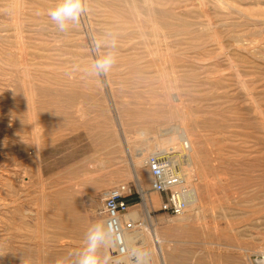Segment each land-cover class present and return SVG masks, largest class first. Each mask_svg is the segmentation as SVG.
I'll list each match as a JSON object with an SVG mask.
<instances>
[{
	"label": "rangeland",
	"instance_id": "rangeland-1",
	"mask_svg": "<svg viewBox=\"0 0 264 264\" xmlns=\"http://www.w3.org/2000/svg\"><path fill=\"white\" fill-rule=\"evenodd\" d=\"M57 3L0 0V264H75L120 185L149 264L264 254V0H86L64 33L47 16ZM107 32L116 63L88 75ZM182 129L198 206L174 216L141 161Z\"/></svg>",
	"mask_w": 264,
	"mask_h": 264
},
{
	"label": "built area",
	"instance_id": "built-area-1",
	"mask_svg": "<svg viewBox=\"0 0 264 264\" xmlns=\"http://www.w3.org/2000/svg\"><path fill=\"white\" fill-rule=\"evenodd\" d=\"M173 153L155 151L147 156L144 163L149 176V190L159 194L162 201L158 210L171 215L182 214L187 207L188 187L179 162ZM130 188L120 185L111 189L102 200L104 224L111 227L110 238L115 255L126 253L124 234L142 225V221L123 219L129 208ZM251 264H264V254L256 256Z\"/></svg>",
	"mask_w": 264,
	"mask_h": 264
},
{
	"label": "clouds",
	"instance_id": "clouds-1",
	"mask_svg": "<svg viewBox=\"0 0 264 264\" xmlns=\"http://www.w3.org/2000/svg\"><path fill=\"white\" fill-rule=\"evenodd\" d=\"M89 11L86 0H58L54 8L47 11V16L61 32H67L71 27L79 22L82 15ZM117 46L116 37L110 33H105L103 39L95 41V47L99 50L106 47L108 51L98 52L97 58L86 72L88 75H107L116 63L114 49ZM111 227H106L104 223H96L89 227L85 234L84 247L76 254L75 264H111V257L101 256L100 251L109 242ZM131 256L134 264H149L150 252L142 249H132ZM58 264H64L59 261Z\"/></svg>",
	"mask_w": 264,
	"mask_h": 264
},
{
	"label": "bare ground",
	"instance_id": "bare-ground-1",
	"mask_svg": "<svg viewBox=\"0 0 264 264\" xmlns=\"http://www.w3.org/2000/svg\"><path fill=\"white\" fill-rule=\"evenodd\" d=\"M139 135H141V137L145 138V133L139 132ZM188 139H189V136L187 135L186 131L182 129L180 131V133L178 135H176V137H174V136L173 137H170L168 139V141H167L168 142V145L171 146V148H169V150L170 149L172 150L171 151V153H173L172 156L178 160L179 167H180V170L181 171H184L181 168V164H182V161L183 160L188 163L187 166H189L193 162V159L191 161V158H193V157H191V156H193V155H191V153L193 152L192 149L190 148L191 145L188 146L189 148L187 146L185 148V145L186 144L183 143L184 141H187L188 142ZM175 141L178 142V145H176V142ZM162 146L163 145H161V146H155L154 152L155 151H160V152H163V153H168L169 151H165V148L162 147ZM144 151L145 150H137L135 152V155L130 156V165L134 169L132 176H133L135 182L138 183V184H139V180L140 179H139V176H138V174L136 172L135 165H138L140 163V161L134 162L133 161V158H138V160H139L140 158L143 157ZM150 153H153V151L150 152ZM146 159H147V156H146V158L142 159L141 163L144 164L145 161H146ZM190 173H191V169H189L188 170V173H187L189 175V177H190ZM138 189H139V191H141V187L139 185H138ZM144 203H145L144 205L147 206L146 201ZM196 206H198V195H197V192L195 191V189H189L188 195H187V207H186V210L185 211H187L190 208L196 207ZM146 211H147V208L145 210V213H146ZM184 212L182 214L176 215V216H181V215L184 214ZM125 218H126L125 220L136 221V219L138 218V214H137L136 211L129 210L128 213L125 215ZM151 227H152V225H151ZM146 230L148 231V228ZM151 233H152V237H153L152 238V241L155 244H157V249H158L159 254H160V256L162 258V261H163V247H162L163 240L158 237V234H157V232H156V230L154 228L151 229ZM138 234H139V231L136 230L135 228L132 229V230H130V231H128V232H125V234H124V242H125L126 253L124 255H116L115 257L113 256V258H114V261H113L114 263L113 264H134V258L131 256V249H135L138 246L137 245L139 243V241H138V236L139 235ZM108 245H110L111 248L113 249V247H112L113 244H112V241H111L110 236H109V242H108L107 246ZM106 247H104V249ZM112 249L111 250H108V254L113 253ZM37 261H38V259H37Z\"/></svg>",
	"mask_w": 264,
	"mask_h": 264
}]
</instances>
